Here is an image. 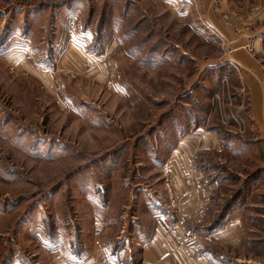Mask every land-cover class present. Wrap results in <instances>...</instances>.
I'll list each match as a JSON object with an SVG mask.
<instances>
[{"label":"rangeland","instance_id":"obj_1","mask_svg":"<svg viewBox=\"0 0 264 264\" xmlns=\"http://www.w3.org/2000/svg\"><path fill=\"white\" fill-rule=\"evenodd\" d=\"M162 1L0 0V264L78 260L94 227L111 259L138 264L140 228H170L165 165L196 130L216 148L194 159L209 199L193 248L264 264V103L231 58L246 52L264 81V16L232 8L220 31L183 19L193 0L172 16ZM231 216L241 243L227 247L211 235Z\"/></svg>","mask_w":264,"mask_h":264},{"label":"crops","instance_id":"obj_2","mask_svg":"<svg viewBox=\"0 0 264 264\" xmlns=\"http://www.w3.org/2000/svg\"><path fill=\"white\" fill-rule=\"evenodd\" d=\"M162 2L165 10L172 16L170 5L172 7H174L173 4L178 5L177 0H164ZM184 6H189L187 15L183 16L184 20L191 16L194 20L210 24L220 31L223 29L221 16L232 8L241 7L239 9L246 12L247 17L245 19L248 25L254 23L258 15L264 16V0H193L192 4H184ZM233 43L235 44L236 41L234 40ZM232 53L231 58L245 72V82L251 89V101L263 111L264 81L257 75L254 61L240 49H235ZM81 59V56L75 55L70 56L69 61L81 66L79 64ZM178 142L165 165L168 189L173 196L172 201L175 208L168 213L163 211V214L165 213L164 217H167L166 220L168 219L171 225L170 228L166 229L158 222L153 227L140 228L141 231L136 236L137 244L140 243L138 264H227L224 257H217L216 259L213 256H208V253L194 249L195 235L189 234L188 231L190 227L201 230L208 225L206 222L209 199L208 187L199 182L202 175L200 173H196V175L193 168L195 166L194 159L199 152L208 148H216L215 137L202 130H196ZM179 209L183 211H178ZM178 212L180 214L183 212V216H185L183 219L180 216L181 222ZM232 216L220 226L215 234L211 235L212 238H217L215 240L218 244H227V247L237 246L241 243L240 231L243 221L240 217L232 219ZM96 228L100 229L99 234H94L93 238L91 237L92 240H89V244H83V247H80L77 253L79 254L78 260H75V257L71 258L70 253L65 255L58 249L54 251L55 264H99V256L101 254L108 255L105 249L113 247L114 242L104 243L101 235L102 227H94L92 235ZM196 236L200 237L201 235L196 234ZM108 256L110 257V255ZM111 257L113 258V256ZM113 259H111L113 264H125L123 260Z\"/></svg>","mask_w":264,"mask_h":264},{"label":"built area","instance_id":"obj_3","mask_svg":"<svg viewBox=\"0 0 264 264\" xmlns=\"http://www.w3.org/2000/svg\"><path fill=\"white\" fill-rule=\"evenodd\" d=\"M89 66H91L89 64ZM64 74L68 75L69 77L73 78V79H76V75L71 73V71H65L63 70L62 71ZM109 73H110V80L112 81V78H113V74L111 73V71L109 70ZM45 72L42 73L43 76H45ZM52 84V82L50 83ZM54 86V85H52ZM56 90V89H55ZM57 94L62 98V99H65V96H66V91L63 87L60 86L59 90L57 89L56 90ZM100 232V229L99 228H96L94 230V234L95 235H98ZM182 246V245H181ZM99 264H113L112 260L110 259V257L108 255H105V254H101L99 256Z\"/></svg>","mask_w":264,"mask_h":264}]
</instances>
